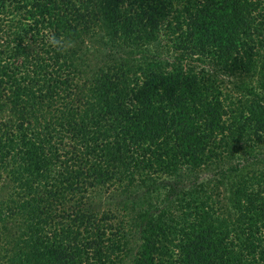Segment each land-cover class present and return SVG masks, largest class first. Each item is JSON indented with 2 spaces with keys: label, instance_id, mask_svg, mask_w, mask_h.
Here are the masks:
<instances>
[{
  "label": "trees",
  "instance_id": "1",
  "mask_svg": "<svg viewBox=\"0 0 264 264\" xmlns=\"http://www.w3.org/2000/svg\"><path fill=\"white\" fill-rule=\"evenodd\" d=\"M261 133L264 0H0L5 264H264Z\"/></svg>",
  "mask_w": 264,
  "mask_h": 264
},
{
  "label": "rangeland",
  "instance_id": "2",
  "mask_svg": "<svg viewBox=\"0 0 264 264\" xmlns=\"http://www.w3.org/2000/svg\"><path fill=\"white\" fill-rule=\"evenodd\" d=\"M197 67L200 68L202 66L197 65ZM203 68L205 70H209V71L215 70V69H210L208 66H203ZM217 72H219V71L217 70ZM219 76H220V74H219ZM220 77L224 81V86H227L228 89L232 90L234 96H238L239 92H237L234 89V86L232 85V83L237 84L240 81H243V78H241L238 75L227 76V77L220 76ZM239 95H241V94H239ZM229 164H234V165L236 164L237 168L244 170V172H246V174H248V175L256 173V172L258 173L259 171L264 169V150L263 151L255 150L253 152V154H251L249 152H245L244 150H241L238 153H236L233 157H231L230 160L227 161V163H224V165H223L224 168H226L227 165H229ZM218 172H219V168H216V169L213 167L210 169L207 168L205 171L197 173L196 181L198 182V181L208 180L210 178H217ZM191 181H192V179H191ZM0 264H5V262L0 260Z\"/></svg>",
  "mask_w": 264,
  "mask_h": 264
},
{
  "label": "clouds",
  "instance_id": "3",
  "mask_svg": "<svg viewBox=\"0 0 264 264\" xmlns=\"http://www.w3.org/2000/svg\"><path fill=\"white\" fill-rule=\"evenodd\" d=\"M262 135H264V133H261Z\"/></svg>",
  "mask_w": 264,
  "mask_h": 264
}]
</instances>
